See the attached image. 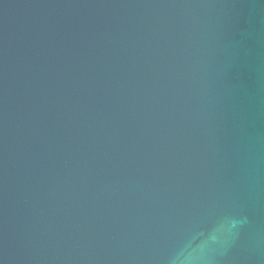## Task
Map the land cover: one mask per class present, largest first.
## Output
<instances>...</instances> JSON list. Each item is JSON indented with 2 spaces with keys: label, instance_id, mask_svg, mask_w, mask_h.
<instances>
[{
  "label": "water",
  "instance_id": "95a60500",
  "mask_svg": "<svg viewBox=\"0 0 264 264\" xmlns=\"http://www.w3.org/2000/svg\"><path fill=\"white\" fill-rule=\"evenodd\" d=\"M0 264H264V0H0Z\"/></svg>",
  "mask_w": 264,
  "mask_h": 264
}]
</instances>
